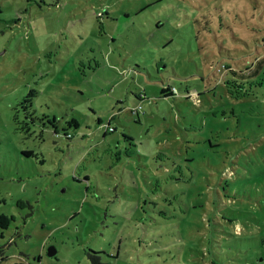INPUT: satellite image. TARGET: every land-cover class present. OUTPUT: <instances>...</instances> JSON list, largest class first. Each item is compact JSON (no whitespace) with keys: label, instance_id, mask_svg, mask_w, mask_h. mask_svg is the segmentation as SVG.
I'll use <instances>...</instances> for the list:
<instances>
[{"label":"rangeland","instance_id":"374dc122","mask_svg":"<svg viewBox=\"0 0 264 264\" xmlns=\"http://www.w3.org/2000/svg\"><path fill=\"white\" fill-rule=\"evenodd\" d=\"M0 7V264H264V0Z\"/></svg>","mask_w":264,"mask_h":264},{"label":"trees","instance_id":"16d2710c","mask_svg":"<svg viewBox=\"0 0 264 264\" xmlns=\"http://www.w3.org/2000/svg\"><path fill=\"white\" fill-rule=\"evenodd\" d=\"M1 7H0V13H1ZM264 66V56H258L255 61L251 60V64L245 63L244 66L241 69H238L236 66L232 65H225L226 68H228V71L231 73L227 79H225V83L228 87L229 93L236 97V98H243V97H254V93L252 91L251 85L256 83L258 86H260L261 82L257 81L258 79H254V77L260 72V68ZM160 93L162 96H169V95H176L178 94V89L175 86L166 85L160 88ZM137 99L140 101L144 97L146 98L145 91H142L140 94L136 93ZM142 106L141 104H136L131 108V112L133 114H137L138 120L141 119L140 113H141ZM110 126L107 127V130H112ZM264 132H256V136H260ZM125 137L131 139L132 137L130 135H126ZM26 154H31L33 151L31 150H25ZM1 222H0V228L7 229L8 224L11 222L12 218H9L7 215L2 214L1 215ZM3 236V232L0 233V237ZM12 238V237H11ZM8 241L9 243L12 242V240ZM102 251L88 249L87 255L90 258L92 264H105V262L102 260L101 256ZM6 259V255L4 251L0 248V261ZM34 260L36 262L29 261L26 258H23L20 261H15L10 264H40L41 256L34 257ZM38 262V263H37Z\"/></svg>","mask_w":264,"mask_h":264},{"label":"water","instance_id":"95a60500","mask_svg":"<svg viewBox=\"0 0 264 264\" xmlns=\"http://www.w3.org/2000/svg\"><path fill=\"white\" fill-rule=\"evenodd\" d=\"M56 252H57V249L55 248V246H49L47 249V253L49 256L55 255Z\"/></svg>","mask_w":264,"mask_h":264},{"label":"crops","instance_id":"0c3cea01","mask_svg":"<svg viewBox=\"0 0 264 264\" xmlns=\"http://www.w3.org/2000/svg\"><path fill=\"white\" fill-rule=\"evenodd\" d=\"M120 102L122 101V100H119Z\"/></svg>","mask_w":264,"mask_h":264}]
</instances>
